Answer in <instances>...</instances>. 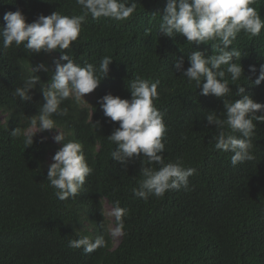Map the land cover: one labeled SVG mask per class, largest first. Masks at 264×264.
<instances>
[{"label":"trees","instance_id":"obj_1","mask_svg":"<svg viewBox=\"0 0 264 264\" xmlns=\"http://www.w3.org/2000/svg\"><path fill=\"white\" fill-rule=\"evenodd\" d=\"M132 2L137 5L135 12L118 21L93 19L76 0H0V27L6 23L5 13L17 10L29 23L56 11L85 15L80 36L64 52L80 66L98 67L103 57L113 59L89 106L70 98L61 105L68 115L53 116L65 142L83 145L93 169L79 194L62 201L47 181L49 158L62 145L49 142L40 132L32 146L24 143V135L31 132L30 117L43 103L42 88L50 83L62 53L35 55L23 44L4 49L0 40V264H264V123L257 122L253 136L255 159L233 166L232 153L216 150L210 143L217 129L205 118L211 111L223 114V99L241 98L236 96V85L264 103V82L254 84L264 64V28L255 37L241 31L233 42L232 47L241 51L245 75L234 83L228 77L232 92L224 98L205 96L199 94L195 81L175 72V61L183 57L186 70L192 52L212 55V44L219 41L197 45L179 34L159 36L167 0ZM252 6L264 20V0ZM41 63L50 71L36 73L41 82L30 93L32 100L23 102L14 89ZM252 65L256 73L250 71ZM137 76L160 81L154 104L167 127L164 160L179 158L185 167L197 169L189 177L190 191L169 190L145 201L132 192L142 179L143 155L126 164L111 157L116 145L107 137L119 122L104 116L100 100L108 93L130 100L128 82ZM97 121L99 125L94 124ZM17 127L22 134L14 138L11 132ZM106 202L122 232L117 246ZM83 235L93 239L103 235L106 245L91 253L68 246L69 240Z\"/></svg>","mask_w":264,"mask_h":264},{"label":"clouds","instance_id":"obj_2","mask_svg":"<svg viewBox=\"0 0 264 264\" xmlns=\"http://www.w3.org/2000/svg\"><path fill=\"white\" fill-rule=\"evenodd\" d=\"M86 14L93 19L109 17L118 21L127 20L136 10V3L129 0H76ZM256 0H167L161 22L158 25L159 36L168 37L182 35L188 42L212 44L214 54L206 55L196 50L188 56L189 67L185 70L184 59L175 61V72H181L189 82L195 81L200 95H215L224 98L232 92L230 80L234 83L245 75L240 63L241 51L232 47L237 35L243 31L252 37L258 36L264 28V20L252 6ZM85 15H62L58 11L45 16L40 15L34 22H27L21 11L5 13L6 22L0 27V40L4 49L15 45L21 46L37 55L59 51L62 55L56 61V68L50 76V83L42 88L43 103L37 115L30 117V134L24 135L27 147L34 143V136L45 130H56L53 139L62 146L52 156L48 165L47 181L56 189L60 200L75 198L83 188L86 177L93 171L86 160L83 145L75 140H66L64 132L58 130L53 116H67L68 109L61 107L64 101L73 99L79 104L85 94L92 93L100 83L108 77L113 59L105 56L99 66L91 63L80 66L71 55L64 52L70 49L73 42L81 34ZM60 60L67 61L61 64ZM49 72L47 65L41 63L32 68L22 86L14 89V95L21 101L32 100L30 94L41 77L37 72ZM252 73L257 72L255 65L250 66ZM259 75L254 84L264 82V64L259 67ZM250 81L251 77L247 76ZM160 81L151 82L137 76L128 82L131 99L121 98L111 93L100 100L104 116L111 122H119L107 138L116 148L111 152L114 161L126 164L133 157L143 155L138 187L132 192L145 201L149 196L163 197L169 190L190 191L189 177L197 169L185 167L179 158L175 162L165 163V135L167 132L163 114L155 106L159 99ZM236 96L241 98L229 102L224 101V111L218 115L216 111L208 112V125H215L217 134L212 137L216 150L231 152V164L237 166L255 159L253 154V136L257 122L264 123V103L256 102L250 94H246L243 85H236ZM257 113H260L257 115ZM94 124H100L99 121ZM238 133L239 135H235ZM22 134L15 128L11 135L14 138ZM159 164V169L152 167ZM122 212V210H120ZM119 214V213H118ZM106 245L103 235L94 239L83 235L68 241L71 248H83L91 253Z\"/></svg>","mask_w":264,"mask_h":264},{"label":"rangeland","instance_id":"obj_3","mask_svg":"<svg viewBox=\"0 0 264 264\" xmlns=\"http://www.w3.org/2000/svg\"><path fill=\"white\" fill-rule=\"evenodd\" d=\"M85 99H82L81 102L84 106H89L90 101L93 98V94L89 93V94H85ZM59 130V129H58ZM42 133V136H44L49 142L53 143V144H57L59 146L58 143H56L53 139V136L56 134V130L52 129V130H45ZM55 153L51 154L50 158H49V164L52 162V156ZM105 209H106V213H107V218L110 222V232L111 235L114 239L115 242V246H117L121 239H122V232L119 228L116 227L115 225V213H114V209L106 202L105 204Z\"/></svg>","mask_w":264,"mask_h":264}]
</instances>
